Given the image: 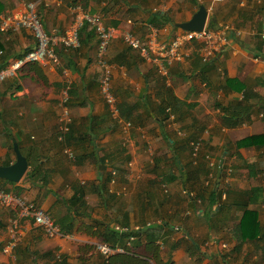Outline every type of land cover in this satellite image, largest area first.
I'll return each instance as SVG.
<instances>
[{"label":"crops","instance_id":"crops-1","mask_svg":"<svg viewBox=\"0 0 264 264\" xmlns=\"http://www.w3.org/2000/svg\"><path fill=\"white\" fill-rule=\"evenodd\" d=\"M28 2L36 4L48 33L68 28L76 5L102 16L114 35L107 60L119 116L111 117L100 92L97 38L91 32L83 35L79 51H59L60 68L28 63L0 85V165L15 162V143L28 162L27 172L32 167L35 174L28 180L26 172L18 183L0 179V187L43 209L59 228L48 236L32 218L0 206V264H57L61 259L108 264V257L95 251L108 230L128 233L150 224L160 225L153 238L163 262L250 264L252 256L262 257L264 264V140L236 147L245 137L264 135V0H0V18L23 11ZM199 6L207 11V28L228 25L241 35L208 64L200 61L193 42L189 58L169 67L166 85L152 64L123 43L122 34L142 38L150 26H167L171 38L182 31L175 24L189 21ZM155 14L162 17L155 20ZM34 44L24 28L0 35V69ZM61 68L68 71L78 105L68 106L71 124L59 141L66 81ZM227 80L240 83L246 98ZM199 139L202 151L194 155L191 144ZM207 152L218 172L208 167ZM220 174L214 201L210 186ZM257 187L261 194L250 201L248 193ZM243 208L258 213L262 234L255 247L241 242ZM12 223L18 242L5 252ZM146 239L136 247L126 240L128 264L135 263L132 257H150ZM123 252L111 255L110 264H127L125 257H115Z\"/></svg>","mask_w":264,"mask_h":264},{"label":"built area","instance_id":"built-area-1","mask_svg":"<svg viewBox=\"0 0 264 264\" xmlns=\"http://www.w3.org/2000/svg\"><path fill=\"white\" fill-rule=\"evenodd\" d=\"M74 18L72 24L63 31L52 30L44 31L41 20L36 11V4L28 2L21 12L2 16L0 18V35L18 30L27 29L35 39V44L27 50L21 57L7 63L0 69V85L9 78L14 77L17 72L28 63L45 64L50 62L55 67H61V59L58 50L67 53L80 47L79 29L83 25H88L97 38L96 65L101 70L99 78L100 92L104 102L109 107L111 117L118 119L119 110L116 105L115 97L111 87V65L107 60V50L114 37L112 30L107 28L103 22L102 16L93 14L81 6L72 8ZM167 26L155 27L150 26L144 37L139 38L133 33L126 31L122 34L123 43L130 49L137 52L138 56L145 62L152 64L156 74L165 80L166 85L169 83V67L175 63H180L189 58L191 44L193 42L199 45L198 55L200 61L204 64L211 63L229 44L232 37H239L241 32L234 30L228 25H222L217 29H209L206 26L200 32L181 31L171 38L168 36ZM61 73L66 81L61 91V115L59 123V141L69 131L71 116L68 107L70 82L68 81V71L61 68ZM126 127H130L127 123ZM202 145L199 139L191 144L192 152L196 155ZM69 158H73L72 153L64 150ZM208 159V156H205ZM214 163L209 160L208 166L213 167ZM183 194H186L183 191ZM190 196L189 194H187ZM0 206H12L16 208L18 214L24 218H32L33 222L43 229L48 236L59 233V228L54 224L50 215L43 209L35 206L32 202H27L17 196H13L0 187ZM132 240V239H130ZM129 240V242H130ZM18 242L16 224L12 223L9 228V240L4 248L5 252L13 250ZM128 242V244H129ZM223 249L226 248L222 244ZM95 251L105 258L123 252L122 248H111L107 244H97Z\"/></svg>","mask_w":264,"mask_h":264},{"label":"trees","instance_id":"trees-1","mask_svg":"<svg viewBox=\"0 0 264 264\" xmlns=\"http://www.w3.org/2000/svg\"><path fill=\"white\" fill-rule=\"evenodd\" d=\"M159 17L161 18L162 16H159L158 14L154 15L155 20H158ZM89 28L90 27L88 25H83L79 29L80 44L82 41H84V39H83L84 34H85V37L88 36L87 33H89V32L94 34L93 30L91 28L90 29ZM80 48H81V45L78 49H76L74 51L77 52L80 50ZM59 51L60 50H58V53H60ZM23 54H21V56ZM231 84L235 85L232 90L243 93V97L246 98L245 89L240 83H238L235 80H227L226 81V85L228 87H230ZM69 97H70V99L68 102V106H71L72 104L78 105L77 102H74L72 100V97H74V90H72L71 86L69 89ZM80 104H82V103H79V105ZM262 140H264V135L248 136V137H245V138L239 140L236 143V147L237 148H246V147H251V146H257V145L262 144L261 143ZM215 171L216 172L219 171L218 165L215 167ZM34 175H35L34 170L31 167V169L27 172L25 178L28 180H33ZM218 176H219V181H217V179L215 178L214 183L212 184V186H210V194L213 196L215 195L214 201L215 200L218 201V196H219L218 193L220 192V190L218 189V186L220 184L221 174ZM170 179H173V176H170ZM3 182H5V181H3ZM261 191H262V188H259V187L251 188V190L248 193V196L251 198L250 201L256 202L258 200V197L261 194ZM216 195H217V199H216ZM76 199L77 198L74 197V198H72V200H70V202L76 201ZM218 210H219V208H218ZM257 217H258V213L256 210L243 208L240 223L238 226V231H239V234L242 238L241 242L242 241L252 242L254 240L257 241L258 237L261 236L262 227L259 224ZM158 231H159L158 228H150L147 230H142L139 228L136 230L129 231L128 233L127 232H117L114 230H108L104 234V236L102 237L101 240H102V243L107 244L111 248H122L124 251L123 254H116L115 257H117V256L125 257L124 262L128 264L127 258H130V257L125 256V255H127L126 253L129 251V248L126 245V240H128V238L132 239L130 241H133V247H136L137 245H139L141 243L142 238H147L146 244H145V249L150 254V257L149 258H147V257H144V258L143 257H140V258L139 257H137V258L132 257L131 259H136L134 261L136 264H149L148 263L149 261H151L153 264H173V262H171V261L163 262L161 257H160V249H159L160 246H159V244L156 243V239L153 238L154 237L153 234L155 232H158ZM151 234H152V237H151ZM126 237H128V238H126ZM112 257H114V256H112ZM112 257L111 256L108 257L106 259V263L110 264ZM57 264H66V262L64 259H61L59 262H57Z\"/></svg>","mask_w":264,"mask_h":264},{"label":"water","instance_id":"water-1","mask_svg":"<svg viewBox=\"0 0 264 264\" xmlns=\"http://www.w3.org/2000/svg\"><path fill=\"white\" fill-rule=\"evenodd\" d=\"M206 20H207V11L203 6H199L197 12L192 16V18L189 21L175 24V27L181 29L182 31L200 32L205 27ZM13 149L16 156L15 162L8 166L0 165V179L11 183H18L27 172L28 162L21 155L15 143L13 144ZM221 166H222V160H220L219 168H221ZM159 226L160 225L158 224H150L145 226L144 230Z\"/></svg>","mask_w":264,"mask_h":264},{"label":"rangeland","instance_id":"rangeland-1","mask_svg":"<svg viewBox=\"0 0 264 264\" xmlns=\"http://www.w3.org/2000/svg\"><path fill=\"white\" fill-rule=\"evenodd\" d=\"M200 151H202V145H201V147H200L198 153H199ZM207 153H208V152H207ZM197 155H198V154H197ZM205 155L208 156V159H205V156H204V159H205L207 165H208L209 160H211V161L214 163L213 167H209V166H208V167H209L210 169H211V168H215V167H216V164H217V163H216L217 161H214V160L211 158V157H212L211 154L208 153V154H205ZM258 210L260 211V214H263V209L259 208ZM263 215H264V214H263ZM218 216L220 217L221 215H218ZM223 218H226V217H223ZM208 219H209V220H212L213 222H218V221H219L218 217H216V218H209V217H208ZM226 219H227V218H226ZM221 221H222V220H221ZM219 222H220V221H219ZM222 223H223V227H224V225H225V221H222ZM223 242L228 243V242H226V240L223 241ZM251 243H253V245L255 244L254 247L256 246V241H255V242L253 241V242H251ZM258 245L260 246L261 243H258ZM256 248H257V247H256ZM261 249L264 251V247H263V246H261ZM251 250H252V248H251ZM256 250H258V249H256ZM257 252H258V251H255V256H256V253H257ZM261 258H262V257H258V258H257V257H254V258H253V257L251 256L250 259L252 260V262L250 261V264H259V263H261ZM250 259H249V260H250ZM224 260H225V261H228L226 258H224ZM224 260H223V261H224ZM261 264H262V263H261Z\"/></svg>","mask_w":264,"mask_h":264}]
</instances>
